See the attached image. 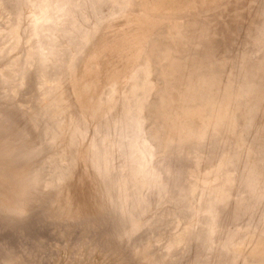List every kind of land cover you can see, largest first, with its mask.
Here are the masks:
<instances>
[{
	"label": "bare ground",
	"instance_id": "6f19581e",
	"mask_svg": "<svg viewBox=\"0 0 264 264\" xmlns=\"http://www.w3.org/2000/svg\"><path fill=\"white\" fill-rule=\"evenodd\" d=\"M255 1L247 0V8ZM204 6L194 0L177 10L163 7L161 0H0V82L16 79L26 86L32 68L52 82L42 109L32 114L44 123L40 131L45 132L46 145L58 144L51 154L59 166L54 163L53 171L58 169L47 181L53 212L67 208L78 195L68 187L61 189L71 182L80 162L85 164L102 176L97 201L103 209L98 211L111 220L116 237L141 230L149 218V224L170 219L176 226L167 235L137 244L141 264H180L181 254L199 241L209 245L193 264H264V221L259 229L251 227V221L234 223L242 215L249 219L255 201L264 195V177L255 171L264 159V31L259 27L262 21L255 20H264V4L258 7L262 11L249 16L253 30L246 49L243 45L236 56L227 51L215 54L211 26L221 12L216 5L210 15ZM10 91L18 94L17 88ZM22 137L23 145L28 139ZM6 138L0 137V142ZM9 141L3 143L9 153L3 147L0 155L12 178L21 171L18 164L20 169L28 165L27 151L33 149L25 151L24 146L18 154L17 145L13 149ZM25 169L24 183L30 179ZM31 183L22 184L23 190L8 182L9 187H2L8 193L0 195V201L17 211L38 200L28 191ZM251 187L263 191L261 195L257 190L261 197L251 191L257 197L254 209ZM28 193L37 198L29 200ZM154 194L159 201L150 211L154 201L146 203ZM146 211L150 216L142 221ZM159 242L158 260L148 248Z\"/></svg>",
	"mask_w": 264,
	"mask_h": 264
},
{
	"label": "rangeland",
	"instance_id": "374dc122",
	"mask_svg": "<svg viewBox=\"0 0 264 264\" xmlns=\"http://www.w3.org/2000/svg\"><path fill=\"white\" fill-rule=\"evenodd\" d=\"M188 1H191V0H161V4L163 5V7H167V8H170L172 10H177L178 8H182L183 6H185ZM194 1H196L199 5H200V3H203L206 6V13H208L210 15L214 14L217 11L216 5H219V10L221 13H220L219 17L215 18V22L211 26L213 29V35H214V36L211 35V36H213L212 43L214 45H216V53L215 52L214 53L219 54L220 52L223 53L224 51H227L228 52L227 54L230 55V54L234 53L233 55H235V56L238 52H242L241 48L243 47V45L245 48V43L248 39V35L253 30V26L250 25V23H249L250 21L248 22L249 16L250 15L253 16V13L256 11H262L258 7L261 6L262 2L264 4V0H258V1L254 2L255 4H253V6H251L250 8L249 7L247 8V0H194ZM214 3H216V4H214ZM261 18L262 17H259L255 20L256 21L258 20V22H259V19H260V21H262L260 23L261 25H259V27L264 31V20H262ZM159 21H160V19L157 21V23H159ZM1 25H3V23H0V26ZM162 25H164V22H161V26ZM159 29L160 28H158L156 30H159ZM156 30H154V31H156ZM154 34H153V36H154ZM243 38L246 40H244ZM241 42H243V43H241ZM206 44L209 45L210 44L209 41L206 42ZM209 46H211V45H209ZM236 47H238V48H236ZM254 56H260V55H254ZM35 71L37 72V70L35 68H32L29 71L30 73L27 72L26 80H25L26 86H22V85L20 86L19 85L20 80H16V79H8L9 81L8 80H6V81L1 80V82H0V103H1L0 107H2L4 104H6V107L9 106L8 108H6L4 105L5 108L4 107H2V108L5 110H3V111H2V108H0V137L3 139L4 137L6 138L8 136L6 139L1 140L3 142H0V144L2 143L0 145V148H3V147L5 148L4 145L8 144L7 141H9L11 136H12V138H11L12 141L10 140L11 142L10 141L9 142L13 143V144L9 145V146H11V147L13 146L12 148L14 149V147L17 145L15 147L16 152L19 149L22 150V148H24V146L26 148L25 151L33 149L30 151V152L34 151L31 154L29 151H27V155H29L28 157H30L29 160L30 159L31 160H30V162H28V165H27V163H26V166H25V164L22 165V169H23V167L26 168L25 169L26 174L27 173L29 174V175H27V177L30 176L29 177L30 179L28 181H26V183L27 182L28 183L34 182L33 183L34 186L32 183L29 184L30 186L32 185L31 187L34 190L28 189V191L30 190L31 193L33 191L34 193H32V194H34L35 196H37L39 198L41 196L40 202H39V198H37L35 196L33 199L37 198L38 200L33 201V199H32L33 195L31 196L30 193H28L29 194L28 196L31 197V198H29V200L32 199L33 202L30 201V202H32L31 204L28 202L25 206H23V207L21 206L20 209H18L17 211H9L7 204L5 202L0 201V255H1L0 256V264H138V262L141 261V256L138 255L139 252L137 253L138 249H137L136 254H135L137 244H139V243L142 244V242H144L145 240L146 241H148V240L154 241L155 237L156 238L159 237L160 235L163 234V232L167 235L168 233H170V231L175 230L176 226L172 225V223L170 222V219H168V221L166 220V222H164V221L159 222V223L157 222L161 226L160 228H159L158 224L157 225L152 224L153 223V222L151 223L152 220H150V224H149L148 220L150 218L148 217V215L150 216V212L146 211V212H144L145 213L144 215H143V213H141V215L144 216V217H142L140 215L142 217L141 220L144 221L145 220L144 218H146V217H148L149 219H147L145 221V224L140 228L141 230H137L136 232L132 233V235L127 233L128 235L126 234L122 237H116L115 236V227H114V225H111V222H110L111 220L105 219L104 217L101 216V213L103 210L101 211V213H99V211H98L101 208L103 209V207H101L102 204H100V201L99 200L97 201V199H99V193H100L99 185L101 184V182H99V181L102 179V176H101V174L100 175H98L97 173L94 174L95 170L92 171V170L87 169L86 166H82L85 164L81 165V162L79 164V168L75 169V171L78 170L74 173L75 175L73 174V172H72L73 175L72 174L70 175L69 178H70L71 182H69V183L66 182L67 184L63 185L62 189H61L62 192H65L66 188L68 187L69 190H71V189L75 190L78 195L72 199V202L69 204V206L67 208L61 210L60 212H56V213L53 212V206H52L53 195L49 194V192H51V191L48 190L50 187L48 186L47 181H49L50 178H53L55 171H57V169H58V168H56V170L53 171V169H55V164L57 163V158L55 157V159H54V155L51 154L52 150L56 151L53 148L56 145L55 148L57 149L58 144L53 145L54 142L53 143L51 142L52 145L51 144L46 145L48 143L46 142L45 137H44L45 132L43 130L40 131V129H41L40 123L41 124H44V123L40 119L38 120L37 116L35 117V114L34 115L32 114V112H33L32 110H35V109L37 110V108L42 109V107H41L42 102L45 99L47 92L53 87H52L51 81L46 79V77L45 78L42 77L39 73H36ZM28 77H30V79ZM27 78H28V80H27ZM43 80H47V81H43ZM26 81H28V82H26ZM37 84L39 86L41 85L40 86L41 89L39 88V86ZM42 87H43V89H42ZM15 88H17L18 94L17 93L13 94L12 91H10V89H15ZM19 89H21L22 91ZM27 105H30V108H27V107H29ZM24 106H26L25 109H24ZM9 108H10V110H9ZM26 109H29V111L27 112ZM4 111H5V113L6 112H9V113L8 114L6 113V115L4 116V114H5ZM12 111H13V114H11ZM21 111H23L22 112L23 116L20 115ZM15 112H16V114H15ZM17 112H19L18 113L19 115H17ZM24 112H25V114H24ZM28 113H31L33 115V117L31 114H28ZM75 113H76V111H75ZM14 115H15V117H14ZM28 115L31 116V117L29 116L30 117L29 120L32 119L33 122H32V120L29 121L27 119L28 117L25 118ZM19 116H22L23 118L21 119ZM17 117H19V120H17ZM5 118H8V119H5ZM12 118H14V119H12ZM24 118H25V120H24ZM10 119H12V120H10ZM78 119H77V121H78ZM26 120H28V121H26ZM15 121L19 124V127L17 129H16L17 126H15V125H17ZM19 121H23V125L21 122L19 123ZM79 121L82 122V125L84 124L81 119H79ZM12 122L13 123L15 122V123L13 124ZM28 122L33 123V124L31 123L32 127H30V124ZM78 123H80V122H78ZM8 124L11 125L12 127L9 128L10 126ZM27 124H29L28 126L34 130H32V129L29 130V127L27 126ZM36 124L39 126L37 127ZM25 125L27 126V128L25 127ZM22 126H24V130L26 129V131L28 133H29V131L32 132V133H30L29 137H28L27 132H26V134L24 133L27 136L26 138L24 137V139H26V140L28 139L26 144L29 143V148L26 147V144H23V145L20 144L21 139L23 138L22 135L25 136L23 134L24 130L22 131V129H23ZM33 126H35V127L33 128ZM13 129H14V131H13ZM262 135H263V141H264V133ZM17 142H19V143H17ZM22 142L25 143L24 141H22ZM3 143H4V145H3ZM21 145H22V147H18ZM44 145H46V147ZM40 146H41V148H39ZM49 146H51L52 148L49 149ZM35 148H37V150L39 149L40 152L36 151ZM6 150L8 151V149H6ZM9 150H11V149H9ZM15 151L13 150V152H12V150H11L12 153H10V154H14V153L16 154ZM20 151H18V154H21V152L24 150H22L21 152ZM8 153H9V151H8ZM50 154H51L52 158L50 157ZM1 156H3L2 153H1L0 157ZM2 158H4V157L0 158V166L3 165L0 167V195L8 193V191L2 192V187L7 188V187H9V185L11 187L15 186L17 188L25 190L23 185L26 186L25 185L26 183H24L25 182L24 180L25 179L27 180V178L24 177V176H26V175H24V173H25L24 170L22 171V169H20L21 166L18 164L17 167L21 171H17L16 174L14 173L12 178H11V175L9 177V172L11 170L10 169L9 170L7 169V171L5 170V168H4L5 164L3 163ZM52 159H53V161L54 160L55 161L52 162ZM120 159L123 161L122 156ZM120 159H119V161H121ZM42 161H44V162H42ZM49 162H52V163L49 164ZM41 163L43 166L41 165ZM9 165L12 166V164H9ZM57 166H59V165L56 164V167ZM40 167L43 168V169H41L42 171L44 170L47 173L46 174H45V172L42 173V171L40 170ZM39 170L41 172H39ZM34 171H35V174H34ZM255 171L257 173H261L262 177H264L263 176L264 175V159L263 158H261L259 160V164H258V166L255 167ZM15 172H16V170H15ZM20 172H22V173H20ZM38 172L42 173L41 175H43L44 178ZM18 173L21 176L22 175H24V176L21 177ZM84 173H87V174H84ZM33 174L34 175L37 174V175L34 176ZM15 175H16L17 180H13V178L15 179ZM85 175H87V176H85ZM37 176H41L39 178V180L37 179L38 178ZM33 177H35V180L32 179ZM18 179L19 180L21 179V181H23V182H20ZM258 179H259V177H258ZM258 179L255 180L256 181V182H254L255 184H258ZM12 181H13V184H12ZM16 181L17 182L19 181L20 184L17 183ZM29 181H31V182H29ZM8 182H10L9 185H8ZM35 182L37 185L36 187H35ZM37 182H39V183L42 182L40 184H44V183L47 184V185H45V184L44 185H45V188H47V186H48V188H47L48 191H45L44 186L41 188V185ZM15 183H17L18 185ZM262 188L261 189L264 190L263 186H262ZM253 189L256 190L255 188L251 187V190H249V191L247 190V191H248V195L251 198L250 199V206L254 209L253 202L255 201V198L257 199V197L260 196L258 194V192L261 195L264 192L261 191L260 188H257L258 192H257V190L254 192ZM259 189H260V191H259ZM9 190H12V189H9ZM14 191H17V190L15 189ZM251 191L253 192V194ZM261 192H263V193H261ZM251 194L253 196H257V197L253 198L251 196ZM49 195H50L51 200H48ZM51 196H52V198H51ZM148 196H149L148 197L149 201H147L146 204L150 205L151 203H153L152 202V200H153L154 204H151L150 206H153L154 208L148 207V209H150V211H154V209L157 207V206L155 207V205L159 201L158 200L159 197L157 196V194L148 195ZM44 197H46L47 201H50V202H48L49 204L47 203V201ZM150 198H154V199L150 200ZM262 198L264 199V195H262ZM262 198L260 200L257 199L259 202L255 201V202H257L256 204L254 202L255 209L252 212L253 214L250 217L251 219L250 218L248 219L247 215H242L237 220H234V223L243 225V224L247 223L248 221H251L254 224V226H253V224L251 223L252 224L251 227H255V225H256L255 228H257V229L261 228V225L264 224V223L262 224V222L264 221V219H263V216H264V213H263L264 212V200ZM47 207H49L50 209H48ZM63 211H65V212H63ZM95 213H99V215L95 214ZM94 214L97 217H99L100 221H99V219H96L97 217H94V218L92 217V216H95ZM16 216L18 217L17 219L15 218ZM73 217H74V219H73ZM101 219H103V220L101 221ZM95 220L98 222L96 223ZM100 222H101V224H99ZM260 222H261V224H260ZM91 224H95V225L93 226ZM162 224H163V226H162ZM151 225H153L154 227ZM257 225H258V227H257ZM259 225H260V227H259ZM17 226H20V227H17ZM27 229H28V231H27ZM24 230H25V232H24ZM24 235L25 236L27 235V237H25ZM123 237H125V238H123ZM130 238H133V239H130ZM144 244L145 243H143V246H144ZM160 244H161L160 242H159V244L153 243L152 247L148 248V250H150L151 253L153 252L155 255H157L158 260L161 259L160 254L162 253V250H161L162 245H160ZM196 245H197V247H196ZM208 245L209 244L207 242H204V241H199L196 244L194 243L193 245H191L189 247V249L187 251H185V253L183 252V254H181L182 260H181L180 264H182V263L183 264H193L196 260H198L199 258L202 257V253H203L204 249L206 247H208ZM140 246L142 248V245H140ZM159 249H160V251H158ZM7 250H8V253H6ZM190 251H191V253H190ZM157 252H159V253L157 254ZM134 254L137 258L134 256ZM4 255H6V256L4 257ZM8 255H9V257H8ZM11 255L14 256V259H12L13 256H11ZM196 256H197V258H196ZM16 257L18 259H16ZM9 258H11V259H9ZM8 259L11 261H9ZM22 259H24V260H22ZM10 262H12V263H10ZM139 263L141 264V262H139Z\"/></svg>",
	"mask_w": 264,
	"mask_h": 264
}]
</instances>
